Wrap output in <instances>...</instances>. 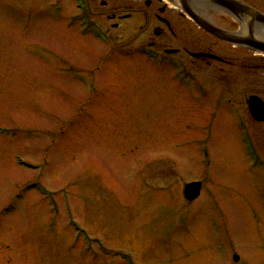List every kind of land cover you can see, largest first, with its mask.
<instances>
[{"label":"rangeland","instance_id":"374dc122","mask_svg":"<svg viewBox=\"0 0 264 264\" xmlns=\"http://www.w3.org/2000/svg\"><path fill=\"white\" fill-rule=\"evenodd\" d=\"M90 2L108 42L68 18L74 0H0V264H127L124 253L135 264H264V175L250 171L236 112L200 81L245 107L264 96V56L194 24L186 40L138 33L119 16L140 4ZM148 41L178 48L190 72L150 60ZM205 51L217 58L195 55ZM248 120L264 156V122ZM192 181L202 190L189 198Z\"/></svg>","mask_w":264,"mask_h":264},{"label":"flooded vegetation","instance_id":"af4514ba","mask_svg":"<svg viewBox=\"0 0 264 264\" xmlns=\"http://www.w3.org/2000/svg\"><path fill=\"white\" fill-rule=\"evenodd\" d=\"M87 1H88L89 5H92L90 0H87ZM127 1L129 3H132V4H137V5L140 4V6L136 7V9L133 10L132 12H127L126 14H124L123 18L121 16H119V18H121V20H130L133 18H134V20H138L135 24L136 26L138 25V28H137L138 33H140V32L148 33L149 32L148 34L152 33L156 36H162V35H165L168 33L175 38H179V39L182 38L183 40H186V39L190 38L191 25L194 24L205 35L210 36V37L220 41L222 44H224L225 46H227L230 49L234 48V49H238V50H243L246 53L256 54L255 51H253L247 47L234 44L230 41L223 40V39L218 38L215 35L211 34L207 30L203 29L198 24H196L182 9H180L179 7L174 5L169 0H127ZM244 1L247 2L249 5H252V6L257 7V8L264 11V9L255 5L256 0H244ZM257 1H259V0H257ZM141 4L144 5L148 9V10H146L147 12H145L146 13L145 16L141 15V13L144 12V9L141 6ZM260 4H263V3H260ZM212 10H214V9H211L209 12H211ZM215 11L217 13L219 12L217 10H215ZM219 15H221L222 17H226L227 23L222 24L226 27V29L234 31L233 27L239 26V22L236 19H234L231 15L225 14L222 12H219ZM116 23H119V22H116ZM224 26H221V27L224 28ZM107 29L111 30L108 27H107ZM235 29L238 30L239 28H235ZM143 45H147L149 47H152L159 54L170 53V50H173V49L175 50V51H173V54L178 52V48H163L161 46L155 45V42H153V41L145 42V43H143ZM204 53H207V55L202 56L204 59H214V58L216 59L217 58L214 54H211V52L205 51ZM251 66L252 65L247 64L246 68L247 69L249 67L251 68ZM205 77L206 76L202 77V83L205 87L206 93L213 91V93L219 98L218 100L221 101V105L224 106L225 109L228 108L231 111H235V112L241 114L243 120L245 119V122L247 123V125L252 129V132H253V127L250 124V121L248 120V116H250V118L253 119L254 121L264 122V120L261 121V120L255 119L251 115V112H250V109L248 106V99L251 95H253V94L259 95L264 100L263 95L258 94L256 92L255 93L252 92L246 98V106L245 107L236 98H230L229 97L224 102L219 97L220 93L218 92V90L210 88L209 82L206 79L207 77L206 78ZM214 90H215V92H214ZM253 135H254V133H253ZM260 153L262 154L261 151H260ZM262 156H263V154H262Z\"/></svg>","mask_w":264,"mask_h":264},{"label":"water","instance_id":"95a60500","mask_svg":"<svg viewBox=\"0 0 264 264\" xmlns=\"http://www.w3.org/2000/svg\"><path fill=\"white\" fill-rule=\"evenodd\" d=\"M180 5L200 26L225 40L247 45L264 52V12L242 0H173ZM210 9L222 11L233 16L240 24V31H230L212 23L206 12ZM196 56L207 55L204 52ZM257 98V97H253ZM201 184L192 181L185 187V194L194 198L199 194ZM238 259V255L235 256Z\"/></svg>","mask_w":264,"mask_h":264},{"label":"bare ground","instance_id":"6f19581e","mask_svg":"<svg viewBox=\"0 0 264 264\" xmlns=\"http://www.w3.org/2000/svg\"><path fill=\"white\" fill-rule=\"evenodd\" d=\"M86 36H90V34H87ZM93 38V37H92ZM94 40H96V41H99V40H97V39H95V38H93ZM220 145V144H219ZM223 145H225L224 143L221 145L222 147H223Z\"/></svg>","mask_w":264,"mask_h":264}]
</instances>
